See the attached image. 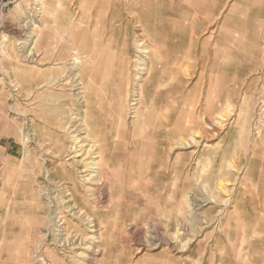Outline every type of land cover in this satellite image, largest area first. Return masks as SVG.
Instances as JSON below:
<instances>
[{
	"label": "rangeland",
	"instance_id": "374dc122",
	"mask_svg": "<svg viewBox=\"0 0 264 264\" xmlns=\"http://www.w3.org/2000/svg\"><path fill=\"white\" fill-rule=\"evenodd\" d=\"M161 3L156 12L165 15L152 10L151 20L169 29L156 36L158 79L140 106H130L142 72L135 0H10L0 9V264L82 261L83 248L63 250L53 241L56 216L67 215L65 185L76 186L86 212L104 219L106 257L92 264H264V204L236 201L260 192L250 169L264 137V0ZM178 30L184 38L175 37ZM30 33L39 34L40 64L21 57ZM183 52L192 67L172 64ZM206 72L212 89L229 88L221 108L215 87L208 94ZM42 80L51 82L41 88ZM78 80L90 87L86 105ZM209 100L212 127L193 138L188 117L199 121ZM81 118L85 142L77 140ZM94 153L108 178L110 208L81 199L85 174L77 170ZM207 196L214 203H202ZM65 221L89 238L75 219Z\"/></svg>",
	"mask_w": 264,
	"mask_h": 264
},
{
	"label": "bare ground",
	"instance_id": "6f19581e",
	"mask_svg": "<svg viewBox=\"0 0 264 264\" xmlns=\"http://www.w3.org/2000/svg\"><path fill=\"white\" fill-rule=\"evenodd\" d=\"M135 1H136L137 5H135L132 9L135 12L141 13L140 25H139V27L141 29V34H140V32L137 33L138 36H137L135 42H136L137 62L139 64V65H137V67L141 66L140 67L141 69L139 71L140 72L142 71V72H141L139 77H136V79H137L136 87L138 90V92L136 93L137 98L135 100H132L133 103L130 104V106H140L142 104V101H143V100H141V98L145 94L146 89L150 86V83H154L158 79L157 78V72H156L155 58L157 57V53H158V49H159L157 44L159 42L156 40V36L157 35L160 36L159 33H164V31L169 29V27L165 26V25L162 27V29H158L154 25V22L158 17H163L165 15L163 12H161L163 14L162 16L156 12L159 9V7H161L160 4H162L161 2H164V0H154L155 4L151 3L150 0H135ZM152 10H154L156 12L155 15H158V17L151 20ZM44 15L53 16L54 10L50 11V10L46 9V11L44 12ZM36 17H38V16H36ZM150 20L152 23L150 22ZM170 20H171V17H170V19L167 18L168 23ZM37 23L39 25H41L39 21H37ZM160 25H162V23H160ZM60 29H61V27H60ZM150 33H151L152 37H150ZM32 35H33V33H30V36L27 35L28 36L27 39L21 43L22 49H23V50H21V53H23L21 57H23V59L26 62H30V63H34V64H40V62L43 60L40 61V59H39L40 56L36 53L37 50L35 47L37 40L40 39L39 34H35L34 37ZM173 35H175V34H173ZM37 36H38V38H37ZM176 36H179L180 38H184L185 34L183 33L182 30L181 31L178 30L175 37ZM128 38H129V36H128ZM29 43L30 44L32 43L31 45H33V47ZM184 59L186 60V58H184ZM46 64H42V65H46ZM54 65H58V64L55 63ZM75 68H76V70H74L75 73L76 72L79 73L78 65ZM78 75L79 74H76L77 77H78ZM56 77H57V79L52 80V83L53 82L57 83L59 81L58 76H56ZM127 77H128V75L126 74V80H127ZM116 80H117V78H116ZM46 81L47 80L43 81L44 84L40 83L37 85L41 86V88L46 87L47 84L51 82V81L50 82H48V81L46 82ZM157 83H159V81H157ZM120 84H122V83H120ZM123 86H125V85H123ZM75 88H76V90H78L79 100H80L81 104L86 105L87 103H89L87 101L88 100L87 98L89 95L90 87H88V86L85 87L78 80V84L75 85ZM123 93H125V92H123ZM157 94H156V96H157ZM149 97H151V95ZM122 103H124V101ZM122 105H124V104H122ZM122 110L124 111V109H122ZM220 115L221 114H218L217 117H220ZM84 119L85 118L80 119L81 127H83V129L79 133L80 137L77 138V140L82 141V142L86 141L87 135L89 134V130H88V126H87L88 124H87L86 120H84ZM174 119H175V117H174ZM211 119H212V117L208 113H204L201 116L199 121H197L193 125V127H191L192 130H195V132H196L195 136H193V138H195L198 135L199 131H205V130H207V127H210V128L212 127L211 126V123H212ZM257 119H259V117ZM260 124H261V121H260ZM81 136H83V137H81ZM96 159H98V155H97V153H94V157L90 160V162L86 166L85 165L81 166L79 164V169L77 170L78 174H85L83 177H79L80 181H81V178H83L82 179V184L84 186L83 192H85V195H86V197L82 196L81 199L83 200L85 205L89 201H92V202L96 201L99 208L106 209V208H110V205L113 204V200H112V196L109 195V193H110V191L108 190L109 185H107V182H108L107 179L108 178L103 176V175H100V167H99L98 162H96ZM85 168H87V169H85ZM87 172H89V173L86 175ZM218 177H217L218 179H221V180L223 179L222 175L218 176ZM227 181H229V180H227ZM227 184L229 185V183H227ZM75 187L76 186L73 187L74 188L73 190H70L71 188L70 187L68 188L66 185L63 188V190L66 192V196H64V199L62 200V203H61L63 205L62 211H65L63 213H66L67 215H65V217L56 216L55 223L52 226V231L55 233V235H54L55 238L53 241L57 244L56 247L62 248L63 250L70 249L72 247L74 249H82L83 248V250H85V251L78 254V256L82 260L81 262L79 261L78 264H92V261H94L96 259H99L100 262L102 263L106 257V252H107V248L104 244V239L102 238V230H104V228H105L104 219L102 221L97 217L96 214L91 213V212H86V209L89 208V206H84V205L82 206V205L78 204L76 195H77V193L79 194V192H78V189ZM72 191H73V193H71ZM74 191L76 192V195H75ZM213 200H214V198L212 199V197L207 196V197H205L204 202L202 201V203H204V204L214 203ZM78 201H80V199ZM222 202L226 203L225 201H222ZM191 204H192V209H191L192 212L196 211L197 208H195L193 203H191ZM66 217L70 218V219H75L79 224H81L82 225L81 227L82 228L84 227L83 229L87 230L89 238H87V239H85L83 237L81 238L80 233L75 232L73 230L72 226H70L69 224L68 225L66 224V221H65ZM242 244H244V243H242Z\"/></svg>",
	"mask_w": 264,
	"mask_h": 264
},
{
	"label": "crops",
	"instance_id": "0c3cea01",
	"mask_svg": "<svg viewBox=\"0 0 264 264\" xmlns=\"http://www.w3.org/2000/svg\"><path fill=\"white\" fill-rule=\"evenodd\" d=\"M108 40H109V38L108 37H106V39H105V42H108ZM100 49H102L103 51H104V49L103 48H101V46H100ZM99 54H100V52H99ZM101 55V54H100ZM191 57V53L190 54H185L184 52L182 53V54H176L175 56H174V58L172 59L173 60V63L172 64H175V65H181L182 63H184V62H186L187 63V66H190V67H192V63L194 62V59H192V58H190ZM184 58H186V60L184 59ZM184 65V64H183ZM185 68V67H184ZM181 70V69H183V68H179L178 67V70ZM177 73H179V75L181 74V72H175L174 74H175V76L177 75ZM207 73V72H206ZM206 73H205V76H206ZM211 74H212V72H210V73H207V75H209L210 76V78H209V83H210V85H209V88H208V94L209 95H212V92H213V89H214V87L215 86H213V89H212V79H211ZM191 76V75H190ZM179 80V81H178ZM237 77H234V79H233V81L232 82H234V83H237ZM176 81H178L180 84H185L181 79H179V78H177L176 79ZM228 83H229V81H228V78H227V85H228ZM200 83L198 82V84L196 85V86H198ZM217 86V85H216ZM230 86H232V85H230ZM240 87H242V86H236V88H240ZM243 87H245V86H243ZM242 87V88H243ZM229 88H228V86H227V88L224 86V85H222V86H220V87H215V90H217L218 91V93H217V99H218V106H220V108L222 107V105L224 104V102H223V100H224V93H226L227 92V90H228ZM209 91H212V92H209ZM232 91V90H231ZM214 93H216V91L214 92ZM208 98H209V96H208ZM208 100V99H207ZM206 108H205V113H208V114H210V116L211 117H213L214 116V113H212L211 112V107H212V103H210V100H209V103H207V105L205 106ZM220 111H222V109L220 110ZM220 111H218V112H216V113H219ZM188 123H187V127H189L190 128V130H192V128L191 127H193V125L197 122V116L194 114V113H191L190 114V116L188 117ZM193 131V130H192ZM256 144L258 145L255 149H254V156H255V160L257 161V163H255V164H253L252 166H251V169H250V171L251 172H256L257 174H258V180H257V184H254L255 186H256V188L257 187H259L260 188V192H259V195L256 197V196H254L253 197V199H251L250 197V199H248L247 201H245V199H243L242 201L240 200L241 198L240 197H238V199L236 200L237 201V203L238 204H240L241 202H244V203H246V202H250V201H252L253 203H256V204H258V205H262V204H264V137L263 138H261L260 140H257L256 141ZM257 192V193H258ZM256 198H258V199H256ZM238 235V234H237Z\"/></svg>",
	"mask_w": 264,
	"mask_h": 264
},
{
	"label": "built area",
	"instance_id": "2783aa9c",
	"mask_svg": "<svg viewBox=\"0 0 264 264\" xmlns=\"http://www.w3.org/2000/svg\"><path fill=\"white\" fill-rule=\"evenodd\" d=\"M9 2L10 0H0V9H3Z\"/></svg>",
	"mask_w": 264,
	"mask_h": 264
}]
</instances>
